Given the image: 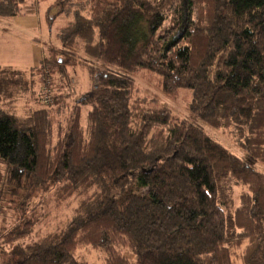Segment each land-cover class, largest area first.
Returning a JSON list of instances; mask_svg holds the SVG:
<instances>
[{
	"label": "trees",
	"instance_id": "obj_1",
	"mask_svg": "<svg viewBox=\"0 0 264 264\" xmlns=\"http://www.w3.org/2000/svg\"><path fill=\"white\" fill-rule=\"evenodd\" d=\"M38 6L0 0V18ZM47 10L39 61L0 65V196L21 207L0 264H87L82 246L101 249L103 264H264V0H55ZM75 68L88 91L74 86ZM142 69L167 97L190 90L186 117L138 92ZM26 72L41 89L20 117L2 101L26 89ZM200 123L227 129L243 157ZM226 178L241 186L231 212L218 194ZM48 192L74 210L26 242L35 218L22 212Z\"/></svg>",
	"mask_w": 264,
	"mask_h": 264
},
{
	"label": "rangeland",
	"instance_id": "obj_2",
	"mask_svg": "<svg viewBox=\"0 0 264 264\" xmlns=\"http://www.w3.org/2000/svg\"><path fill=\"white\" fill-rule=\"evenodd\" d=\"M55 0H38L41 15V27H38L37 32H47V22H46V13L49 3L52 4ZM55 5H52L48 14H51V11L55 8ZM9 18H0V65L1 66H10L17 69H28V66L31 64L29 59V36L32 34L31 29H24L20 26H14L10 23ZM67 18L65 16L58 17L53 25L52 32H55L59 27L64 25ZM169 20L166 21L167 25ZM133 79L135 80V85L138 88V92L142 95H149L152 98H157V101L166 105L172 110L175 114L179 116L187 115V106L190 101L191 92L188 89L182 88L176 98H170L163 95L157 84V77L155 74L142 69L138 70L133 74ZM36 78V77H35ZM74 86L80 88L82 91H88L91 86V81L86 70L75 68L74 73L72 74ZM34 79L33 74H24L23 81L26 82V89H17L8 100H3V109L9 112L14 113L17 116L23 117L30 112V108L36 107V103L33 102L36 96V91L41 89L39 85L40 81ZM25 84V83H24ZM81 91V92H82ZM79 95V94H77ZM149 98V97H148ZM33 104V105H32ZM202 124V123H200ZM205 132L209 133L213 138L222 143L227 147L231 152L236 154L239 157H243V152L235 145V141L232 139L229 131L223 128H211L208 125L202 124ZM234 142V143H233ZM259 169L264 170V164H256ZM4 165L0 163V184L4 181ZM1 190V186H0ZM241 190V186L236 184L232 179L226 178L221 181L219 197L225 204L220 205L228 212L233 210V206L237 200V196ZM53 192V190H52ZM50 193L48 192L45 196H42L43 206L39 203L37 198L29 201V206L24 209L22 212V217L24 216H33L34 224L32 225L31 232L26 234L24 241L29 242L30 240L42 236L48 232L59 229L63 226V222L66 221L72 211L74 210L76 201L68 199L63 203L56 204L54 202ZM6 193L0 196V254L10 250L12 243H7L4 241V236L10 231L15 225H17L19 213L17 210H20L21 207L13 208L14 203L8 202L6 200ZM49 199V200H48ZM41 200V201H42ZM36 204L38 205L36 207ZM24 207V206H22ZM36 207V208H35ZM22 241V240H21ZM124 252L130 255L128 249H124ZM77 259L86 260L87 264H103L104 261V252L98 248H92L89 246H82L77 250L76 253Z\"/></svg>",
	"mask_w": 264,
	"mask_h": 264
},
{
	"label": "crops",
	"instance_id": "obj_3",
	"mask_svg": "<svg viewBox=\"0 0 264 264\" xmlns=\"http://www.w3.org/2000/svg\"><path fill=\"white\" fill-rule=\"evenodd\" d=\"M41 7L42 6L39 5L37 8L27 9L23 14L9 18L12 25L33 30L28 41L30 49L28 54L31 60L29 64L31 65L36 64L41 57V37L45 35L41 30L37 32L38 27H41Z\"/></svg>",
	"mask_w": 264,
	"mask_h": 264
}]
</instances>
